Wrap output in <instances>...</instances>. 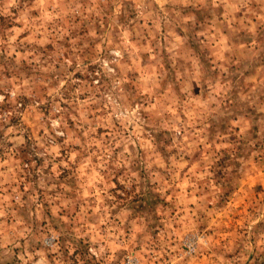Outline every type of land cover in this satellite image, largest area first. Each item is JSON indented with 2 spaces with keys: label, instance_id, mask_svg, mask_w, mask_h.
I'll list each match as a JSON object with an SVG mask.
<instances>
[{
  "label": "rangeland",
  "instance_id": "rangeland-1",
  "mask_svg": "<svg viewBox=\"0 0 264 264\" xmlns=\"http://www.w3.org/2000/svg\"><path fill=\"white\" fill-rule=\"evenodd\" d=\"M0 264H264V0H0Z\"/></svg>",
  "mask_w": 264,
  "mask_h": 264
}]
</instances>
